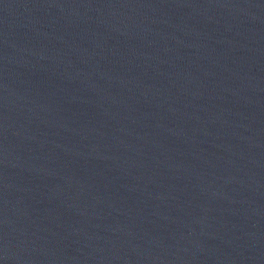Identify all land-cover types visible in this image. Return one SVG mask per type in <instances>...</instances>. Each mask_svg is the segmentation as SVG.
Listing matches in <instances>:
<instances>
[{"label":"water","instance_id":"1","mask_svg":"<svg viewBox=\"0 0 264 264\" xmlns=\"http://www.w3.org/2000/svg\"><path fill=\"white\" fill-rule=\"evenodd\" d=\"M0 264H264V0H0Z\"/></svg>","mask_w":264,"mask_h":264}]
</instances>
